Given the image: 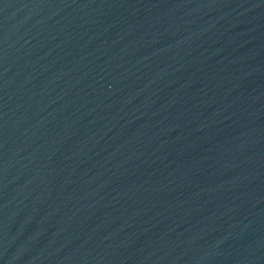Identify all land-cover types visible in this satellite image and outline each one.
<instances>
[{
	"label": "water",
	"instance_id": "1",
	"mask_svg": "<svg viewBox=\"0 0 264 264\" xmlns=\"http://www.w3.org/2000/svg\"><path fill=\"white\" fill-rule=\"evenodd\" d=\"M0 264H264V0H0Z\"/></svg>",
	"mask_w": 264,
	"mask_h": 264
}]
</instances>
